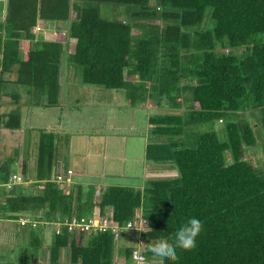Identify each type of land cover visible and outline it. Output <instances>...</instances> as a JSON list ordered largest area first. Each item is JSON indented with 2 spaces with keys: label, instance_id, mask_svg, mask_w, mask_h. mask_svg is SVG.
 Returning <instances> with one entry per match:
<instances>
[{
  "label": "trees",
  "instance_id": "obj_1",
  "mask_svg": "<svg viewBox=\"0 0 264 264\" xmlns=\"http://www.w3.org/2000/svg\"><path fill=\"white\" fill-rule=\"evenodd\" d=\"M115 9L116 16L102 15ZM38 19L70 20L74 51L56 37L33 42ZM2 26L8 31L5 38L0 33L2 70L17 63L18 82L36 104L58 103L65 59L83 83L123 89L131 104L150 98L177 108L149 114L143 158L148 167L167 162L164 167L175 166L177 173L150 177L142 188L107 185L96 198L94 187L77 184L66 191L54 179L59 135L40 127L33 185H15L0 201V222L11 223L0 226L7 229L0 235V264H31L35 258L116 264L110 231L75 232L62 225L56 233L17 220L88 215L95 204L101 214L111 211L119 225L141 213L149 264L158 258L161 264L149 246L161 238L172 241L192 217L202 223L196 247L177 249L178 259L163 264H264V171L243 157V146L256 143V134L264 153V0H7ZM2 116L6 127L21 126L17 109ZM189 125L194 127L187 130ZM12 167V158L0 161V180ZM124 255V264H132L130 247Z\"/></svg>",
  "mask_w": 264,
  "mask_h": 264
},
{
  "label": "rangeland",
  "instance_id": "obj_2",
  "mask_svg": "<svg viewBox=\"0 0 264 264\" xmlns=\"http://www.w3.org/2000/svg\"><path fill=\"white\" fill-rule=\"evenodd\" d=\"M102 12H103L102 13L103 16L113 17L116 16L118 10L116 9L109 10L107 13H105L102 10ZM71 45L73 47L72 40H71ZM63 61H65V59H63ZM65 69L64 70L69 74L67 77L71 75H75V77L73 76V80L77 78L76 73H74L75 71L73 67L69 66ZM76 72L78 73V75L80 74L78 68H76ZM133 77H135L136 79L137 76L134 75ZM72 86L73 84L70 83L66 85L64 89L65 92H63L64 93L63 98L65 99L64 101L67 100L68 102L69 100H73L71 101L73 104L76 101L82 102V99L86 98L85 94L90 95L91 93V89H89L88 87H86L85 89L84 88L85 86H81V85L79 86L78 84H75V86H78L76 87L75 91H70L71 93H69V91L67 92V89ZM93 87L94 89H96V87H100V86H93ZM103 89L105 91L104 94H102L101 92H99L98 94L99 98H101L100 100L86 98V100L82 102V103H86V102H93L96 100L99 102V106L97 105L96 107H91V106L87 107L81 105L82 107L81 109L79 110L76 109L74 112H72V114H70V119L68 120L66 126L67 131L59 135L58 139H56V144L57 142L60 141L61 145H63V143L66 141L64 140L65 137L66 138L68 137L67 133L68 131H70L69 128H71V131H76L77 129V131L81 130V131L89 132L90 131L89 129L99 126V136L100 135L104 136V135H108L107 134L108 132H111L110 127L112 128L115 127L117 128V132H115L117 134L111 136L110 140L108 138L104 143L103 137L101 138L102 144L99 155V181L101 182L104 181L103 178L101 177V172H102L101 170H103L105 172L103 177L105 178L106 182H108V184L112 183L117 185H132L137 188L138 187L142 188L145 181L150 177H154V176L169 177L174 173L176 174L177 168L175 166H173L174 168L171 169L169 165L164 167V164H168L167 162L165 163L153 162L152 165L148 167L149 168L148 174H147V170H148L147 169L146 176H144L145 172L142 170V167L144 166L145 162L142 161V159L144 158V153H145L144 147L149 139L148 138L149 136L148 130L150 126V124L148 123L149 114L153 112H177V108H168V107L165 108L162 107L161 105L158 106L155 100H152L150 98H147L144 102L131 104L126 98L125 90L119 89L114 97L113 95L114 90H110L107 88L106 89L103 88ZM73 97L75 99H73ZM93 98H95V96ZM75 104H81V103H75ZM53 110L54 109L50 107V108H44L42 110L33 109L30 113H26L25 119L28 120V123H30L29 126L33 127L34 130L31 131V128L30 129L27 128L26 130L25 128V130L23 131V136L21 134L22 131H18L12 137L11 147L17 145L20 147L24 142L23 145L25 146V152L27 150V152L29 153L31 146L35 149L37 136L39 134L38 129L40 130V126L42 124L49 126L55 123L56 115ZM238 116L241 117L242 115H238ZM248 116L250 122L254 123L256 120L254 116H252L250 113ZM220 123H221L220 121H215L214 126L219 127ZM204 125L206 126L207 124ZM190 127H194V126L189 125L187 127V130H189ZM121 135H123V137ZM256 137H257L256 143L252 145L243 146V157L257 170L264 171V153L260 144V138L259 136H257V134ZM261 140H262V135H261ZM81 142L83 141L81 140ZM106 142H108V144ZM64 152L65 149L63 146H61L59 148V156H62ZM3 153H5V151H3ZM109 153L111 156L108 155ZM107 156H109L110 158ZM68 163L71 164V160L69 158L68 152H66L63 157V164L66 167ZM29 168L30 167H28V169ZM26 175H29L31 177L32 174L26 173ZM143 176L145 177V179L143 178ZM65 186H66L65 184L62 185V187ZM88 187L90 188L94 187L93 183L89 182V186H87L86 188ZM66 191L69 190L67 189ZM10 224L11 223L9 222L7 224H2L0 222V226L2 227H4V225H7V228L8 226L11 227ZM6 231L7 229L0 230V233H2L0 235L1 236L5 235ZM138 238H139V231L136 229H128L120 233L119 237L116 240H114L115 263H121L119 261L126 262L124 249L135 245L137 243ZM151 263L160 264V260L159 258L152 259Z\"/></svg>",
  "mask_w": 264,
  "mask_h": 264
},
{
  "label": "crops",
  "instance_id": "obj_3",
  "mask_svg": "<svg viewBox=\"0 0 264 264\" xmlns=\"http://www.w3.org/2000/svg\"><path fill=\"white\" fill-rule=\"evenodd\" d=\"M6 8H7V0H0V33L3 38H5L8 34V31L2 26L6 17ZM69 22L70 20L56 22L51 19H42V20L38 19L36 25L32 28V31L35 35L33 42L37 40H51L56 37V38H60L64 42V44H66L68 52L74 51L76 38L67 37V27L69 25ZM36 26H39V29H37ZM71 40L73 41V47L71 45ZM24 42H25V38L20 37L19 47L21 49L23 48ZM69 66L74 68L75 71L74 73H76L77 75V78H75V80H73V76L75 77V75H71L67 77L69 74L65 71L66 70L65 68ZM16 69H17V63L12 64L11 69H7V70L5 69L2 70V65L0 64V79H1L0 80V117L2 116L3 113H7L10 110L17 109L19 111L20 120H21V126L17 128L6 127L4 124H2V122H0V161H4L5 159L12 158L13 167L11 169V173L25 172L24 174L23 173L22 174L25 177H27V179L33 180L34 177L33 172L35 166V156H34L35 149L31 146L30 152L28 153L27 150L25 152V146L23 145L24 142L20 147L18 145L11 147L12 137L18 131H22L21 134L23 136V131L25 130V128L26 130L27 128L28 129L31 128V131L34 130L33 127L29 126L30 123H28V120L25 119L26 113H30L33 109L42 110L44 108L52 107L56 115L55 123L49 126L42 124L40 127H45L47 129L49 128L50 130H53L58 135H60L63 132L67 131L66 126L68 120L70 119V114H72V112H74L76 109L77 110L81 109L82 108L81 105L87 107L89 106L96 107L97 105L99 106V102L96 100L93 102L82 103L84 102V100H86V98L100 100L101 98H99L98 95L99 92L104 94L105 91L101 87H96V89H94L93 86H98V85L83 83L80 79V75H78V73L76 72V68L74 67V65L68 63L67 61H63L60 66V74H59L60 89H59L58 103L56 105L44 106L41 104H36L33 101L34 98L31 95L30 91L28 90V87H26L24 83L18 82ZM68 83L73 84L72 87L67 89V92L69 91V93H71L70 91L76 90V87L78 86H75V84H78L79 86L80 85L85 86L84 87L85 89L86 87H88L89 89H91V93L90 95L85 94L86 98H83L82 102H78V101L75 102L81 104H75V103L73 104L71 102L73 100H69L68 102L67 100L64 101L65 99L63 98V94H64L63 92H65L64 89ZM116 93L117 91L114 90L113 91L114 97ZM94 96L95 98H93ZM73 99L75 98L73 97ZM23 118L25 122L23 121ZM3 119L4 118L2 116V120ZM69 129L70 131H68L67 133L68 137L67 138L65 137L64 140L66 141L63 143V145H61L60 141L57 142L56 152L54 157L55 170H62V169H66L67 167L73 169L71 180L69 182H66L65 183L66 186L63 188L65 190L67 189L70 190L71 188L76 187L77 184L86 188L87 186H89V182H92L96 191L99 188L101 189L104 186L111 185L112 183L108 184V182H106L105 178L103 177V175L105 174L103 170H101L102 171L101 177L103 178L104 181L102 182L99 181V155L102 144L101 138L103 137L104 143L106 139L109 138L110 140L111 136L117 134L115 133L117 132V128L110 127L111 132H108L107 133L108 135H104V136L103 135L99 136V126L89 129L90 130L89 132H85L81 130L77 131V129L76 131H71V128ZM121 136L123 137V135ZM81 140L83 142H81ZM106 143L108 144V142ZM61 146L64 147L65 152L62 156H59V148ZM3 151H5V153H3ZM66 152H68L69 154L71 164L68 163V165L65 167L63 164V157ZM108 155L111 156L110 153ZM142 161L144 160L142 159ZM24 165H26V169L24 168ZM27 166L30 167L31 170L30 168L28 169ZM142 170L145 172L144 176H146V170H147V174L149 172V168L146 163L142 167ZM26 173L28 174L31 173L32 174L31 177L29 175H26ZM144 176L143 178L145 179ZM29 184L31 186L33 185L32 182H30ZM97 210L99 211V207L98 205L95 204L93 206V211H97ZM65 257H66V249L64 248L61 254V263L65 262Z\"/></svg>",
  "mask_w": 264,
  "mask_h": 264
},
{
  "label": "built area",
  "instance_id": "obj_4",
  "mask_svg": "<svg viewBox=\"0 0 264 264\" xmlns=\"http://www.w3.org/2000/svg\"><path fill=\"white\" fill-rule=\"evenodd\" d=\"M36 28L39 29V26H36ZM72 173L73 169L70 167L62 170H55L54 179L62 186L71 180ZM32 181V179H27V177L20 172L10 173L7 179L0 180V201L4 202V191L12 189L15 185H27ZM17 220L20 226L36 227L38 225H50L56 233L60 232L62 225L65 226L67 230L75 232L110 231L113 233L114 240H116L124 230L136 229L139 231V238L137 243L130 249L132 264H149L143 250L145 240L142 235V232H144L148 226L146 224V219L138 211H136L134 216L127 220L125 224L120 225L113 221L111 211H107L104 214H101L99 211H94V213L88 215H71L63 220H45L35 218L31 215H20ZM129 225H132V227L130 228ZM141 228H143L144 231L140 230ZM31 264H51V262L48 259L35 258L31 261Z\"/></svg>",
  "mask_w": 264,
  "mask_h": 264
},
{
  "label": "clouds",
  "instance_id": "obj_5",
  "mask_svg": "<svg viewBox=\"0 0 264 264\" xmlns=\"http://www.w3.org/2000/svg\"><path fill=\"white\" fill-rule=\"evenodd\" d=\"M98 194H99V189L96 190L95 196H97ZM44 227H51V226L45 225ZM129 227L131 228L132 225H129ZM140 230L144 231L143 228H141ZM201 231H202L201 221L195 217H192L177 229L174 239L172 241H169L168 239H164V238L158 239L149 246V251H151L153 255L161 258V264H163V261L165 259L170 261H176L178 259L177 249H182L187 251L195 248L196 238ZM119 262L121 263H116V264L125 263V261H119Z\"/></svg>",
  "mask_w": 264,
  "mask_h": 264
}]
</instances>
